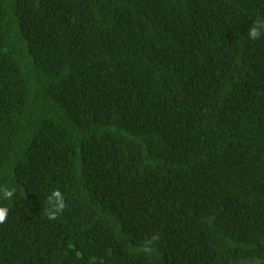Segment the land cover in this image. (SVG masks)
Returning <instances> with one entry per match:
<instances>
[{"label":"trees","instance_id":"1","mask_svg":"<svg viewBox=\"0 0 264 264\" xmlns=\"http://www.w3.org/2000/svg\"><path fill=\"white\" fill-rule=\"evenodd\" d=\"M257 17L264 0H0V264H264Z\"/></svg>","mask_w":264,"mask_h":264},{"label":"clouds","instance_id":"2","mask_svg":"<svg viewBox=\"0 0 264 264\" xmlns=\"http://www.w3.org/2000/svg\"><path fill=\"white\" fill-rule=\"evenodd\" d=\"M264 35V18L257 17L248 30L247 38L250 40H258ZM14 188L0 187V198L11 200L15 195ZM48 203L52 206L47 212V218L49 220H55L57 214L64 211L66 204L64 202V196L59 189L53 190L52 194L48 197ZM8 215V209L6 207H0V224L5 223ZM158 235H152L150 238L145 239L140 247L139 251L146 254H152L155 252L153 247L154 243L158 241Z\"/></svg>","mask_w":264,"mask_h":264}]
</instances>
